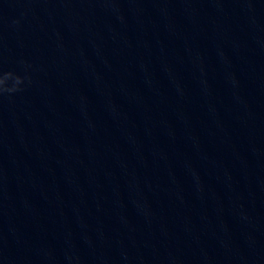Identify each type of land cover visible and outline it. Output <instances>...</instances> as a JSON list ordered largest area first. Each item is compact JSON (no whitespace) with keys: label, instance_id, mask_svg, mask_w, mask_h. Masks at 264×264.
<instances>
[{"label":"water","instance_id":"obj_1","mask_svg":"<svg viewBox=\"0 0 264 264\" xmlns=\"http://www.w3.org/2000/svg\"><path fill=\"white\" fill-rule=\"evenodd\" d=\"M0 264H264V0H0Z\"/></svg>","mask_w":264,"mask_h":264},{"label":"clouds","instance_id":"obj_2","mask_svg":"<svg viewBox=\"0 0 264 264\" xmlns=\"http://www.w3.org/2000/svg\"><path fill=\"white\" fill-rule=\"evenodd\" d=\"M27 76H21L12 70L0 69V96L11 95L22 90V85Z\"/></svg>","mask_w":264,"mask_h":264}]
</instances>
